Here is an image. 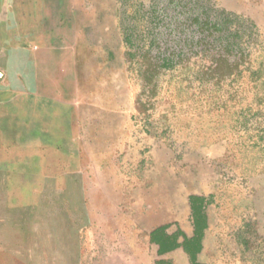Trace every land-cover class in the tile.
<instances>
[{
	"label": "rangeland",
	"instance_id": "rangeland-1",
	"mask_svg": "<svg viewBox=\"0 0 264 264\" xmlns=\"http://www.w3.org/2000/svg\"><path fill=\"white\" fill-rule=\"evenodd\" d=\"M68 3L67 105L0 106V264H147L208 191L205 260L264 264V0Z\"/></svg>",
	"mask_w": 264,
	"mask_h": 264
},
{
	"label": "crops",
	"instance_id": "crops-1",
	"mask_svg": "<svg viewBox=\"0 0 264 264\" xmlns=\"http://www.w3.org/2000/svg\"><path fill=\"white\" fill-rule=\"evenodd\" d=\"M71 1L0 0V106L13 110L22 102L49 115L51 106L67 105L62 89L67 81L76 82L78 48L76 37L68 36ZM209 192L188 195L186 219L150 229L147 264H213L204 258L213 228L205 211ZM194 197L201 199L199 207ZM251 208V223L264 235V208L260 212L258 203Z\"/></svg>",
	"mask_w": 264,
	"mask_h": 264
},
{
	"label": "trees",
	"instance_id": "trees-1",
	"mask_svg": "<svg viewBox=\"0 0 264 264\" xmlns=\"http://www.w3.org/2000/svg\"><path fill=\"white\" fill-rule=\"evenodd\" d=\"M194 199H195L196 201L201 200L199 197H194Z\"/></svg>",
	"mask_w": 264,
	"mask_h": 264
}]
</instances>
